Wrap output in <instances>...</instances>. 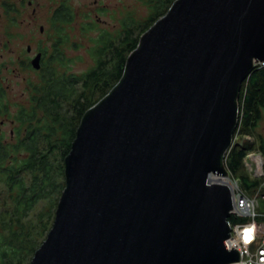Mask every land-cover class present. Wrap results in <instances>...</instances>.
Here are the masks:
<instances>
[{"label": "water", "instance_id": "obj_1", "mask_svg": "<svg viewBox=\"0 0 264 264\" xmlns=\"http://www.w3.org/2000/svg\"><path fill=\"white\" fill-rule=\"evenodd\" d=\"M262 64L264 0H175L82 117L28 264L237 263L214 176H228L241 84Z\"/></svg>", "mask_w": 264, "mask_h": 264}, {"label": "trees", "instance_id": "obj_2", "mask_svg": "<svg viewBox=\"0 0 264 264\" xmlns=\"http://www.w3.org/2000/svg\"><path fill=\"white\" fill-rule=\"evenodd\" d=\"M174 1L146 0L150 14L143 24L130 18L124 19L116 34L101 31L90 48L93 65L81 74L66 73L68 61L60 50L67 43L64 25L74 16L63 6L54 17L53 65L41 70L30 107L13 115L8 110V118L22 128L26 125V130L19 128L14 139L0 147V192L4 191L0 198V264H28L46 238L65 185L64 158L82 117L121 80L126 59L137 48L141 34L166 14ZM238 104V126L253 131L264 107V65L256 67L241 84ZM260 149L264 151V147ZM248 152L245 144L230 149L224 163L232 175L241 174ZM239 180L249 194L259 185L245 173ZM39 202L45 203L43 209L32 215ZM228 221L232 224L235 219L230 216Z\"/></svg>", "mask_w": 264, "mask_h": 264}, {"label": "flooded vegetation", "instance_id": "obj_3", "mask_svg": "<svg viewBox=\"0 0 264 264\" xmlns=\"http://www.w3.org/2000/svg\"><path fill=\"white\" fill-rule=\"evenodd\" d=\"M49 1L45 16L52 29L51 32H46L47 42L51 44L46 48H38V33L45 34L43 26L39 27L38 33L35 32L41 8L38 0H0V147L13 140L14 133L22 128L20 123L8 118V110L14 107L13 110L17 113L22 108L30 107L41 70L53 65L51 59L54 56L56 30L52 27V21L56 14L64 6L72 12L74 18L81 16L99 20L103 11L98 0H93L91 8L82 13L73 11L70 0ZM62 47L60 46V50ZM35 59H38L37 68L33 65ZM263 110L264 107L261 113ZM8 125L9 140L6 134ZM25 130L26 125L21 131Z\"/></svg>", "mask_w": 264, "mask_h": 264}, {"label": "rangeland", "instance_id": "obj_4", "mask_svg": "<svg viewBox=\"0 0 264 264\" xmlns=\"http://www.w3.org/2000/svg\"><path fill=\"white\" fill-rule=\"evenodd\" d=\"M54 1L58 2V0ZM38 2L41 4V8L36 19L37 27L35 32L38 33L39 27L43 26L45 34L42 35L38 33V44L36 46L38 48H46L49 46V44H51L47 42L46 32H51L52 29H50L48 19L45 16L46 8L48 7L47 4L50 3V1L38 0ZM92 2L93 0H70L71 8L77 13L87 12V10H89L92 6ZM98 4L103 10L99 15V20H95L94 18L85 19L81 16H77L69 24L64 25L65 30L63 32V36L65 39L67 38V43L62 45V50L64 52V57L68 61V64L66 65L67 74L84 73L93 65V60L90 56V48L92 46V40L98 37L99 34L102 33L101 31L116 34V32L120 29L121 23L124 21V19L131 18L135 23L143 24L150 14L149 5L147 4L146 0H98ZM91 23H93V25ZM17 52H19V50H17ZM59 70L64 71V68H60ZM17 96H19V94H17ZM13 109L14 107L9 109L10 115L15 114ZM8 130L9 125L6 128L7 136ZM232 142V147L235 145L243 146L245 144L246 148H250V152L264 154V151L260 149L261 146L264 147V110L261 113L259 123L253 131H243L241 127L237 125ZM241 142L242 145H239ZM243 172L246 174L244 169H241V174L236 176L232 175L229 177V179L233 182L237 179L240 181L239 178L243 177ZM248 178L250 179L249 176ZM229 179H227L228 185L230 184ZM256 181L259 183L257 189H259L260 192L258 193V207L256 208L255 213L258 216V219H263L264 179ZM2 196H4L3 190L0 192V198ZM44 205V202H39L33 209L34 214L32 215H35L38 211L42 210ZM262 223L264 228V221Z\"/></svg>", "mask_w": 264, "mask_h": 264}, {"label": "built area", "instance_id": "obj_5", "mask_svg": "<svg viewBox=\"0 0 264 264\" xmlns=\"http://www.w3.org/2000/svg\"><path fill=\"white\" fill-rule=\"evenodd\" d=\"M242 167L251 180L264 179V159L261 153H247L242 160ZM226 171L228 173L226 179H229L232 174L227 169ZM227 186L230 189L233 204L230 216L235 221L232 224L229 223V238L225 240L224 245L228 250L238 252L239 261L235 264H264V228L262 225L264 216L262 221H258L255 213L260 191L255 188L254 193L249 194L241 187L238 179L234 182L230 180Z\"/></svg>", "mask_w": 264, "mask_h": 264}, {"label": "bare ground", "instance_id": "obj_6", "mask_svg": "<svg viewBox=\"0 0 264 264\" xmlns=\"http://www.w3.org/2000/svg\"><path fill=\"white\" fill-rule=\"evenodd\" d=\"M232 145H233V142H232ZM232 145H231V147H232ZM231 147H230V148H231ZM230 148H229V150L227 151V153L230 151ZM227 153H226V154H227ZM214 178H215L216 180L220 181V182L225 183L226 185L228 184V181H227L226 178H224V179H220V178L217 177L216 175L214 176Z\"/></svg>", "mask_w": 264, "mask_h": 264}]
</instances>
